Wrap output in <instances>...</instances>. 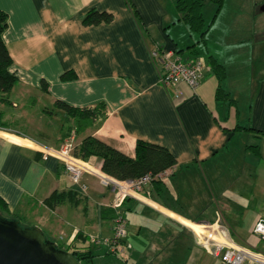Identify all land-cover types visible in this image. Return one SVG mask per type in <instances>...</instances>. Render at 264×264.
<instances>
[{
    "label": "crops",
    "instance_id": "obj_1",
    "mask_svg": "<svg viewBox=\"0 0 264 264\" xmlns=\"http://www.w3.org/2000/svg\"><path fill=\"white\" fill-rule=\"evenodd\" d=\"M231 4L236 8L229 20ZM263 7L264 0H225L210 29L222 28L219 44L210 45L213 34L206 38L207 57L226 66L222 86L236 101L229 105L216 98L219 80L209 61L196 89L182 86L181 99L160 84L151 48L189 60V47L198 40L180 18L176 0H0L8 16L3 36L11 71L18 76L11 103L0 104V195L9 211L66 245L87 246V236L112 235V187L85 172L83 192L64 164L43 158L35 143L60 147L71 137H62L74 125L66 123L63 110L57 130L38 121L44 113L59 115L57 99L79 107L103 103L104 117L81 134L71 132L76 142L91 134L134 156L137 140L144 139L168 147L176 164L158 178L160 187L150 185L146 199L124 203L126 248L109 254L106 245H97L95 264H226L200 246L189 228L213 222L218 209L239 245L264 251L253 231L264 218ZM91 8L114 19L84 25ZM196 50L199 56L203 49ZM66 72L75 75L64 79ZM250 145H258L259 153ZM55 191L63 201L47 204ZM102 246L106 252H96Z\"/></svg>",
    "mask_w": 264,
    "mask_h": 264
},
{
    "label": "trees",
    "instance_id": "obj_2",
    "mask_svg": "<svg viewBox=\"0 0 264 264\" xmlns=\"http://www.w3.org/2000/svg\"><path fill=\"white\" fill-rule=\"evenodd\" d=\"M216 5V12H219L225 0H212ZM133 8L132 4L129 2ZM205 0H176V7L179 12L180 18L189 26L191 32L197 35V41L189 48L194 54V58H199L196 45L200 42L206 44V35L209 26L203 13ZM114 19V15L108 11H101L96 8H91L82 18L84 25H96L100 23H109ZM8 26V16L3 10H0V104L11 103L10 95L14 86L18 82V76L15 72L11 71L13 58L10 54L9 48L4 40V32ZM161 51L162 49L158 47ZM152 50V48H151ZM210 66L219 80L216 90V98L220 101L227 102L229 105L236 104L235 99L228 93L222 86L223 80L227 76V69L224 64L219 62L213 55L208 56ZM75 74L66 72L63 74L64 79L72 78ZM43 87L47 90V83L43 81ZM54 106L58 109L65 111L66 123L74 120V125L68 126L67 132L63 134V138L67 135L71 136V132L81 134L87 128L93 126L96 120L101 116L104 117V104L100 103L95 107H79L69 104L68 102L57 99ZM3 116V111L0 109V118ZM0 126H3L0 124ZM240 127V126H238ZM63 125L62 130L64 131ZM248 129H253L249 127ZM249 148H255L259 153L258 145H250ZM73 153L82 159L95 162L100 161L102 169L119 179H135L145 175L148 172L158 174L162 171L172 168L176 164L175 155L171 150L161 144L138 139L135 147V155L130 156L120 149L112 146L111 144L103 141L97 136L87 134L80 142L75 143ZM42 154V153H41ZM155 178L152 183L155 186L163 182ZM130 198H127L128 201ZM62 193L57 191L53 192L46 202L49 205H54L62 202ZM125 201V202H126ZM111 208V207H110ZM110 210V215L114 217L115 211L113 208ZM0 215L8 218L19 219V215L11 213L8 209L6 201L0 195ZM20 220V219H19ZM90 236L84 240L87 246H79L75 242L67 245L65 249L72 251L74 256L81 264H95L94 248L97 246L90 242ZM60 248H63L59 245ZM108 253L111 251L107 249Z\"/></svg>",
    "mask_w": 264,
    "mask_h": 264
},
{
    "label": "built area",
    "instance_id": "obj_3",
    "mask_svg": "<svg viewBox=\"0 0 264 264\" xmlns=\"http://www.w3.org/2000/svg\"><path fill=\"white\" fill-rule=\"evenodd\" d=\"M151 56L157 66L159 82L165 89H171L175 99L184 97L183 85L196 89L204 75V63L199 58L182 60L172 51L160 50L157 47L151 50ZM42 157L49 156L58 158L65 167V171L74 184L80 186L83 192L87 191V185L82 182L85 172L95 174L100 182L112 187L115 197L111 207L115 214L113 217V233L111 236L90 235V242L96 245H106L112 253H118L126 248L125 238L127 235V218L122 208L127 197L138 200L146 199L145 192H150V185L157 177H163L169 170L158 174L151 172L135 179H119L106 173L102 166H94L76 156L73 153L75 139L71 137L61 147L46 145L35 142ZM224 215L220 209L216 211L213 222H194L198 227L189 228L194 232L197 243L206 248L212 255L219 257L226 264H244L251 261L253 264H264V251L251 250L239 245L234 239L230 229L223 223ZM253 231L264 241V218H260L254 225Z\"/></svg>",
    "mask_w": 264,
    "mask_h": 264
},
{
    "label": "water",
    "instance_id": "obj_4",
    "mask_svg": "<svg viewBox=\"0 0 264 264\" xmlns=\"http://www.w3.org/2000/svg\"><path fill=\"white\" fill-rule=\"evenodd\" d=\"M264 8V7H263ZM0 264H81L72 251L60 248L39 225L0 215Z\"/></svg>",
    "mask_w": 264,
    "mask_h": 264
},
{
    "label": "rangeland",
    "instance_id": "obj_5",
    "mask_svg": "<svg viewBox=\"0 0 264 264\" xmlns=\"http://www.w3.org/2000/svg\"><path fill=\"white\" fill-rule=\"evenodd\" d=\"M234 1V0H233ZM259 7L261 8L262 5H259ZM236 7L233 6V4H231V14H230V18L229 20L231 19V16L233 14V11L235 10ZM221 11V10H220ZM220 11L219 12H216V5L212 2V0H205V6L203 8V13H204V17H205V20H206V24L209 26V29H208V32H207V35H206V38L209 39V36L211 34H213V41L211 42V46H215L216 44H219L217 39L219 38V33L221 31L222 28H220L219 24H216L215 28L213 29L212 33L210 34V29L212 27V22L214 23L217 19V17L219 16L220 14ZM229 15L227 14V17ZM223 23L222 25H225L224 22H221ZM212 24V25H211ZM230 27H229V31L232 30V26H233V23L230 22ZM210 34V35H209ZM209 35V36H208ZM234 36V35H233ZM215 44V45H214ZM200 48H202L203 50L206 48V44L204 42H200L199 44H197ZM214 48V47H213ZM200 53L199 55V59L204 63L205 65V68H204V71L205 69H207L209 67V64H208V57H207V54H206V51L204 50ZM188 57V56H187ZM186 56L183 57V59L185 60L187 58ZM222 107H224L225 110L228 111V106L227 105H224V104H221ZM63 111L62 110H59V115H55L53 117H51V115H49L48 113H44V114H41V116L38 118V121L40 122L41 124V128H45L46 130L48 131H53V130H57L58 126L63 123ZM16 135H19V136H22L24 137L25 135H20V134H16ZM68 137V135L66 136ZM65 137V138H66ZM27 138V137H26ZM64 138V139H65ZM75 139V138H74ZM75 143L76 140H75ZM64 144H62L61 146H63ZM60 146V147H61ZM109 187V186H108ZM113 189V188H112ZM114 190V189H113ZM114 197H115V191H114ZM127 198H132V197H127ZM127 198L124 200L123 202V206H124V203L125 201L127 200ZM135 199V198H133ZM114 200V198H113ZM112 200V202H113ZM112 202L110 203V206L112 205ZM122 206V208H123ZM126 216V215H125ZM127 218V217H126ZM21 224L24 225V226H29V222L26 221V220H21ZM127 224H128V219H127ZM128 233V232H127ZM127 237V235H126ZM126 239V238H125ZM58 244L60 246H62L64 249L67 247V245L65 243H63L62 241H59ZM106 247L105 246H102V247H99L96 250V252H106Z\"/></svg>",
    "mask_w": 264,
    "mask_h": 264
}]
</instances>
